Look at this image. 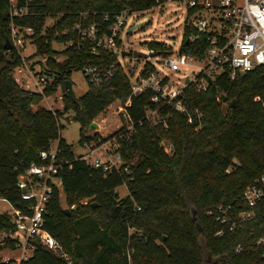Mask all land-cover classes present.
Instances as JSON below:
<instances>
[{
    "label": "trees",
    "instance_id": "16d2710c",
    "mask_svg": "<svg viewBox=\"0 0 264 264\" xmlns=\"http://www.w3.org/2000/svg\"><path fill=\"white\" fill-rule=\"evenodd\" d=\"M156 4L157 0H33L29 15L14 18L35 29L30 36L35 53L45 57L43 72L53 79L46 94L63 87L64 108L53 110L39 104L42 93L14 79L21 58L15 49L5 48L10 6L9 0H0V195L23 205L18 174L32 161L41 162L40 151L56 139L61 163L62 186L54 185L50 193L44 227L61 241L68 257L36 241L21 264H264V197L253 206V216H234L233 229L229 221L216 218L219 204L247 208L243 192L264 173L263 69L234 78L225 71L210 79L205 90L188 82L179 97L185 107L181 111L175 106L177 99L152 100L149 88L133 94L130 74L119 66L115 49L99 46L92 52L78 46L81 33L76 24L95 22L101 32L111 34L121 12ZM49 17L55 20L47 23ZM191 31L187 26L186 35ZM54 41L65 43L64 48H55ZM206 43L204 38L184 41L181 48L200 54ZM148 45L159 53L172 51L164 41L151 40ZM88 63L112 68L113 74L100 86L89 84L74 100L65 80ZM128 100L132 130L122 126L107 137L97 130L86 134L111 103ZM148 108L158 109L167 126L154 124ZM69 110L80 123L81 142L117 136L121 165L104 169L75 154L60 133L61 117ZM163 137L173 144L171 151L160 143ZM122 183L128 186L125 196L117 191ZM12 226L9 213L0 211V232ZM6 247L16 248L15 240H0V252ZM16 262L0 253V264Z\"/></svg>",
    "mask_w": 264,
    "mask_h": 264
},
{
    "label": "built area",
    "instance_id": "2783aa9c",
    "mask_svg": "<svg viewBox=\"0 0 264 264\" xmlns=\"http://www.w3.org/2000/svg\"><path fill=\"white\" fill-rule=\"evenodd\" d=\"M158 5L168 0H157ZM187 4L188 15L184 21V34L177 45L176 50L172 47L169 53L156 52L153 47H149V55L162 56L161 64L176 72L181 71L182 65H197L198 70H192L191 73H184L185 80L180 83L174 80L161 67L150 63L148 68L141 71L134 79H131L133 94H140L146 89L152 90V100L161 102L167 100L174 101L179 110H184V104L179 98L184 92L188 82L193 81L197 88L205 90L208 87L209 80L214 79L223 72H227L231 78L238 73L245 72L256 68L264 71V0H182ZM33 0H9L10 6V40L12 49H15L21 58L14 71V79L26 89L38 91L47 96L45 88L52 83V77L43 72V62L45 57H39L36 54L37 47L31 40V35L35 32L32 25L17 24L15 17L29 15L32 11ZM128 13L123 11L116 17L112 25L111 34H106L98 29L95 22L88 23L85 29H79L82 25L76 24L81 33L82 39L91 41L92 49L97 51V47H111L116 45L118 35L115 25L119 23V18ZM191 26L194 31L186 35L185 29ZM204 38L207 43L203 51L198 54L194 51L182 50L181 46L184 41L194 42L197 39ZM29 43L35 46V51L31 50L26 53ZM70 43H72L70 41ZM78 46L84 44L78 41ZM32 53V54H31ZM31 54V55H30ZM33 55V57H32ZM35 55H38L36 57ZM39 58L40 67L36 69L28 58ZM60 58V57H57ZM83 71L89 84L100 86L104 80L113 74L112 68H102L93 63L85 64ZM188 78V80H186ZM63 99V93L60 94ZM129 100L120 105V110L128 123L127 128L132 130L133 124L129 120V114L126 111V105ZM49 108L55 110L52 106ZM149 117L150 113H158V109H146ZM150 118V117H149ZM165 116L159 114V118L153 121L154 124L164 121ZM192 121L191 118H189ZM114 138V137H113ZM103 142L95 140H83L82 146L87 150L80 156L93 165H102L104 169L113 166L118 167L122 164V156L116 152L115 157H109L102 161L100 156H93L97 149L103 147ZM55 141V140H54ZM51 141L50 147L40 151L41 162L32 161L25 166L18 174L17 184L21 189V197L24 199L23 205L13 204L7 197L0 195V201L6 202L10 206L9 213L13 226L8 230L0 232V240L12 238L16 242V248L20 250L18 258L6 256L5 260L16 259V264L27 259L35 248L36 241H39L46 247L54 250L60 255L68 257L64 251L61 241L47 228L44 227V213L47 202L54 185L62 186V178L58 174L61 163L58 159V145ZM160 143L165 150L171 151L173 144L162 138ZM264 197V173L256 177L254 182L249 184L244 192L243 199L247 208L234 210L229 204H219L216 216L222 221H229L230 228L236 226L234 216L241 220L247 219L254 215L253 206ZM210 212V211H209ZM217 233H221L218 230ZM264 241V237L260 238Z\"/></svg>",
    "mask_w": 264,
    "mask_h": 264
},
{
    "label": "rangeland",
    "instance_id": "374dc122",
    "mask_svg": "<svg viewBox=\"0 0 264 264\" xmlns=\"http://www.w3.org/2000/svg\"><path fill=\"white\" fill-rule=\"evenodd\" d=\"M128 13H124L122 17L119 18V23L115 25L117 29L116 45L111 46V48L116 50L117 61L119 66H124L128 70L130 77L133 79L146 68L150 66V63L161 67L169 76L174 80H179L183 83L185 80L184 73H191L192 70H198L197 65H182L181 71L176 72L175 70L169 69L162 66V56L160 55H148L134 57L132 55V50L137 49L145 53H149L148 42L151 40L164 41L167 46L173 47L176 50L177 45H179L183 34H184V21L188 15V7L182 0H168L163 4H156L154 6L137 9L128 10ZM54 17H49L47 23L54 21ZM88 24V23H87ZM83 24L79 29H85L88 25ZM117 38L121 40V43L117 44ZM83 48L90 47L92 52L96 50L92 49V44L89 39H79ZM54 47L62 49L65 46L63 42H53ZM31 50L35 51V46L29 43V47L26 53ZM122 50H128L130 53L127 55H121ZM118 52V54H117ZM32 54V53H31ZM30 54V55H31ZM38 57V55H35ZM33 57V55H32ZM40 57V56H39ZM60 58L63 56L60 55ZM32 65L36 69H39L40 64L37 61L39 58H28ZM90 64V63H89ZM71 81L73 91L76 97L81 96L89 87V82L87 81L83 71L81 69H76L71 72ZM196 84V83H195ZM197 86V84H196ZM63 93V87L59 86L58 89L39 102L40 105L45 107L52 106L53 108L63 109L64 100L60 98V94ZM123 104L121 101H114L111 103L106 110L101 112L96 118L95 122L98 124L97 127L90 126L86 129V134H92L94 131H98L102 137H107L114 133L122 126H127L128 120L125 118L120 110V105ZM149 117L152 121L159 118V114L150 113ZM188 121L189 118H188ZM61 122L64 127L61 130V136L65 138L69 143L72 144L73 151L75 154H83L87 149L82 146L80 141V123L74 117V112L72 110L64 112L61 117ZM162 129L167 126V121L164 119L162 122L157 123ZM114 137V138H113ZM168 139L167 137H163ZM110 140L103 144V147L97 149L94 154L95 156H100L102 161H106L109 157L114 158L116 154V147L119 145L117 136H111ZM58 140L54 141L56 146ZM117 191L120 196H125L128 193V186L126 183H122L117 186ZM62 203L65 205L64 196L62 193ZM0 211L6 212L10 211V206L4 202L0 201ZM1 257L4 259L6 256H11L18 258L20 256V250H12L10 247H6L1 250Z\"/></svg>",
    "mask_w": 264,
    "mask_h": 264
},
{
    "label": "water",
    "instance_id": "95a60500",
    "mask_svg": "<svg viewBox=\"0 0 264 264\" xmlns=\"http://www.w3.org/2000/svg\"><path fill=\"white\" fill-rule=\"evenodd\" d=\"M5 48L12 49V43H11V40H10L9 37H7V39H6ZM129 53L130 52L128 50H122L121 55L124 56V55H127ZM117 54H118V52H117ZM132 55L134 57H140V56H148L149 54L148 53H145V52H142L140 50L134 49V50H132ZM186 80H188V78ZM65 87L67 89V92L71 95V97L74 100H76L77 97L74 94L73 87H72V82H71L70 79H66L65 80ZM221 99L225 101L227 99V96L225 94L221 93ZM232 103H234V100L232 101ZM91 126L92 127H97L98 124L95 121H93L92 124H91ZM65 210L66 211H70V208L69 207H65Z\"/></svg>",
    "mask_w": 264,
    "mask_h": 264
}]
</instances>
